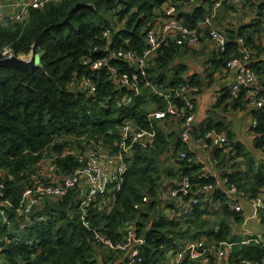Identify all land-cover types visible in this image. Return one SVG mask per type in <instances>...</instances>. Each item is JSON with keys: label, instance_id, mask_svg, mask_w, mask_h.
<instances>
[{"label": "trees", "instance_id": "1", "mask_svg": "<svg viewBox=\"0 0 264 264\" xmlns=\"http://www.w3.org/2000/svg\"><path fill=\"white\" fill-rule=\"evenodd\" d=\"M56 0L40 9H28L27 20L21 24L0 21V52L9 48L14 56H26L31 50L37 56L29 68L0 66V182L3 184L2 199L9 205H1L0 249L2 264H106L105 254L96 249L91 232L80 225L73 216L77 191L69 190L63 197L46 198L33 206L25 217L16 211L22 191L36 178L44 183L73 171L78 162L65 153L66 145H73L76 152L87 147L114 149L117 126L123 119L133 120L138 127L153 130L152 144L145 149L133 146L126 161L123 182L112 196L108 211L91 208L88 220L99 227L111 240H122L121 222L134 218L137 232L146 242L140 248L139 264H154L166 260L169 249L178 248L180 241L201 238L207 241L231 240L239 237L231 230L242 220L240 211L229 209L224 204L223 193L214 188L209 206L199 204L178 220L154 215L161 212L160 178L178 180L188 175L195 185L213 184L211 177H196L197 167L179 161V170L161 167L160 159L170 150L175 157L185 152L190 157L186 144L176 138L166 125L170 118L148 120L146 113L160 109L163 102L150 89L143 88L132 97L129 104H121L128 89L117 86L105 69L90 71L81 60L98 58L92 53L95 46L105 44L102 33L108 31L111 48L140 53L147 49L145 33L161 8L174 5L177 18L189 29L211 10V0ZM256 13L264 20V0L257 3ZM262 21L248 23L235 30H225L229 39L226 51L213 60V69L222 67L230 55H235L236 39L250 49L254 62L249 66L257 75L264 96V49L254 47L253 36L258 34ZM179 47L170 43L161 49L153 60L148 61L146 79L154 88L174 86L183 79L179 73L184 66L171 68L170 62ZM118 71H129L120 62H113ZM224 67V66H223ZM81 77L94 83V91L88 92L80 85ZM191 82H195L194 77ZM237 94L233 103L240 104ZM227 88L222 90L216 104L230 99ZM175 104H178L175 101ZM254 119L251 127V145L264 154V106L251 109ZM206 130L224 132L228 138V150L214 148L225 184H233L245 198H253L264 188V162L255 159L242 143L231 139L226 125L208 120L203 128H195L200 136ZM193 135V134H192ZM178 136V134H177ZM75 143V144H74ZM48 159L47 173L44 159ZM239 158V159H237ZM42 160V163H41ZM226 168V169H224ZM43 171V172H44ZM223 171V172H222ZM52 174V175H50ZM181 174V175H180ZM166 184V183H164ZM165 189V188H164ZM142 198H149L144 202ZM111 199V197H109ZM218 203L217 209L213 207ZM138 205L134 208L133 205ZM209 208V209H208ZM208 209V210H207ZM212 213L215 229L205 217ZM210 213V214H211ZM41 217L42 220H38ZM256 217L262 227L264 241V203L256 209ZM209 224H211L209 222ZM232 225V226H231ZM263 252L259 243H236L226 255L227 264H236L238 259L258 260ZM181 264H196L183 261Z\"/></svg>", "mask_w": 264, "mask_h": 264}, {"label": "built area", "instance_id": "2", "mask_svg": "<svg viewBox=\"0 0 264 264\" xmlns=\"http://www.w3.org/2000/svg\"><path fill=\"white\" fill-rule=\"evenodd\" d=\"M52 0H19L16 9L9 17L12 22H22L27 17L28 9H38L44 3ZM246 0H211V10L208 16H205L196 24L195 28L189 29L184 26L177 18L176 10L173 6L165 7L157 18L152 28L145 33L148 48L137 54L132 51H121L109 48V37L107 31L102 33L105 39V45L100 49V57L94 60L84 58L82 65L87 66L90 71L105 69L109 78L119 87L128 89V94L124 96V101H129L130 96L136 95L143 88L150 89L163 99L164 104L160 109H149L146 113V119L158 120L170 118L178 123L177 138L180 142L188 144L193 137V109L194 103L190 92L195 91V87L189 82V79L183 77V81L174 86L163 89L151 87L146 80V67L149 58L163 44L170 39L178 47H188L197 45L203 38L213 45L216 52L223 53L226 47V40L221 32L214 26L213 18L215 12L223 5H240ZM191 2V1H190ZM205 33V37L204 36ZM236 54L230 55L224 62V69L232 73V80L228 91L231 98H235L241 90L247 93L246 102L248 107L253 109L264 106V96L259 94L261 84L248 65L249 51L243 45L241 38L236 39ZM93 52L97 48L92 49ZM13 57L9 49L4 48L0 52V60H9ZM111 62H120L126 66L129 71H118ZM82 86L91 91L93 86L89 79L81 78ZM177 101L178 104H175ZM252 124H254L252 122ZM153 130L138 127L133 120L123 119L117 126V139L115 152H104L93 147H87L77 155H73L78 162V166L71 172L63 174L56 179L49 178L47 182L33 181L29 187H26L22 193L16 211L22 216H27L33 206L42 202L46 198L63 197L69 190L76 189L77 186L83 188V193L74 202L73 216L76 217L81 226L91 232L92 241L97 250L105 254L106 264H139L141 257L139 250L144 244V238L138 234L134 220L125 219L121 222L120 230L122 240H111L100 228L92 226L88 220V213L91 208L99 211H108L110 208L109 194L116 191L122 182V174L126 168V161L123 156L129 153L132 144L137 143L144 147L146 141L152 139ZM200 142L203 147H221L226 143V137L222 132L206 130L200 135ZM177 158L184 157L183 152L177 153ZM47 159V158H46ZM48 161L49 158L47 159ZM207 173L203 177H209ZM110 187L106 188V184ZM213 184H206L200 187L201 190H211ZM191 185L186 177H183L175 189L167 191L169 198L186 197L190 194ZM3 184L0 182V206L9 205L7 199H2ZM227 193L231 196L239 197L241 192L233 184L227 185ZM226 193V194H227ZM145 201V198H142ZM196 198L189 195L185 202L177 204L174 208H164L163 213L168 216L179 217L190 212V206L196 203ZM253 207L257 208L263 205V198L256 196L251 200ZM134 204L133 207L137 208ZM231 208L234 211H240L238 204L232 203ZM3 215L0 209V216ZM38 220H42L41 217ZM254 242L261 244L263 252L258 260L250 261L238 259L236 264H264V241L255 235H246L238 242L231 240L207 241L204 238H191L180 241L175 255L169 261L156 262L154 264H176L183 259L196 264H220L226 258V255L236 243L247 244ZM166 257V256H165ZM3 263L0 249V264Z\"/></svg>", "mask_w": 264, "mask_h": 264}, {"label": "crops", "instance_id": "3", "mask_svg": "<svg viewBox=\"0 0 264 264\" xmlns=\"http://www.w3.org/2000/svg\"><path fill=\"white\" fill-rule=\"evenodd\" d=\"M260 1L256 0L257 3H259ZM257 3L255 4L253 0H246L244 3L240 5H234V6L223 5L215 12L213 18V24L224 35L226 41H228L229 39L227 38L225 33V30H228L225 28V26H230V24H232L228 19L229 14L228 16H226V13L227 12L232 13L233 11H236L240 7L249 4L254 7V10L253 8L252 10L254 11L255 16H257L256 20H251L249 22L248 20L244 21L243 23L235 25L237 26L235 29H237L240 26L247 25L250 22L255 23L257 22V20L262 21L259 28L260 32L258 34H254L253 41H254V47L257 48L262 47L264 49V20H262L259 14L256 13L255 7ZM224 14L225 16L223 17L224 18L223 23L219 24V26L221 27L220 29L219 26L217 25V19ZM232 22H234L235 24V20H233ZM226 48L227 46L225 47V51ZM177 50H178V54L173 59H171L169 66L171 68H175L178 65L184 66L185 71L179 73L180 77L188 78L189 82L195 87V91L190 92V96L194 103V109H193L194 129L199 127L203 128L208 120H212L213 122L220 121L226 125V128L227 130H229V133L231 134V139L233 141L236 140L244 144L243 145L244 148L255 159H262L264 162V154L254 149L251 145V140L253 137L251 127L253 126L252 122L254 123V119L250 114V110L253 108L248 107L247 105L246 91L243 89L239 92V94L241 93V97H239V101H240L239 105L235 106V104L233 103L234 102L233 99H235L236 97L233 99L230 98L220 104H216L219 96L222 94V90L224 88H227L228 90L232 80V73L230 71L225 70L223 66L218 67L215 70L213 69V64H214L213 60L218 59V54H219L218 52H216L213 45L207 41H201L197 45L181 47ZM248 50L250 52V57H251V54H253V52L250 49ZM262 58L264 59V54L262 55ZM253 62L254 59L249 58L248 65H250ZM193 77L196 83L191 82ZM166 125L168 126L169 130H172L175 133L177 138L178 123L175 120L170 119L167 121ZM222 133L225 135L223 131ZM196 135L197 133H194L193 131V137H191V141L189 142V144L186 145L188 153H190V162H191L190 164L197 167L195 172L196 177L204 176L208 173L209 174L208 176L213 178L212 187L220 190L223 193L225 198L224 204L229 209H232L231 208L232 203L238 204L240 206L241 209L240 213L242 216V220L239 224L234 225V228L232 227L233 229L231 230L233 233H235V235L239 237V240L244 236L249 235V232H251V234L253 233L255 236H261L262 227L259 225L257 221L256 210L252 206L253 202L251 200L253 199L252 198L247 199L245 197H234L231 196V194L227 193V185L225 184V178L221 176V170L220 168H218L220 166L218 165L216 166L218 160L216 157L212 155V151L214 148L203 147L200 142V136H196ZM226 139L228 140L227 137ZM227 150L228 149L226 148L222 149V152H226ZM167 154L170 157H172L173 155L170 152V150L165 155ZM177 168H178L177 165L173 166L174 170H177ZM44 170L45 169H42L41 173H43ZM161 188L162 186L159 188L160 191ZM75 190L78 193L77 195L78 198L81 195V192L83 193V188L77 186ZM256 196L259 197L261 196L263 198V203H264V188H260V190L254 197ZM200 201L203 202V205L209 206L212 201L211 190H207L206 194L200 198ZM217 206L218 203L214 202L213 207L217 209ZM159 208L161 209V212H163L165 207L160 205ZM215 219L216 218L214 217V220L210 221L211 224H208L205 227H210L213 228L214 230L215 226H213L212 222L215 221ZM198 237H202L205 239L203 235H200ZM220 264H227L226 259H224V261Z\"/></svg>", "mask_w": 264, "mask_h": 264}, {"label": "bare ground", "instance_id": "4", "mask_svg": "<svg viewBox=\"0 0 264 264\" xmlns=\"http://www.w3.org/2000/svg\"><path fill=\"white\" fill-rule=\"evenodd\" d=\"M52 1H56V0H52ZM52 1H48V2H52ZM191 2H189V3H192V0H190ZM48 2H46V3H48ZM46 3H44V4H46ZM43 4V5H44ZM42 5V6H43ZM5 5H1L0 4V10H3V7H4ZM8 6V5H7ZM42 6L40 7V8H42ZM167 6H173L174 8H175V6L174 5H169V4H166V5H164L162 8H161V10H160V12L159 13H161L162 12V10L165 8V7H167ZM40 8H38V9H40ZM175 10H176V8H175ZM10 17V16H9ZM156 18H157V16L154 18V20H153V22H152V25H151V28L153 27V25H154V22H155V20H156ZM26 20H27V17H26V19L25 20H23L22 22H19V23H16V22H12L11 20V22L12 23H15V24H21V23H23V22H26ZM107 31V30H106ZM107 33H108V37H109V40H110V43H109V48L110 49H114V48H111V44H112V42H111V39H110V34H109V32L107 31ZM222 34V33H221ZM223 35V34H222ZM224 36V35H223ZM203 37H205V33H204V36ZM104 39V38H103ZM105 40V39H104ZM145 40H146V38H145ZM201 41H206L205 40V38H203ZM200 41V42H201ZM172 41L170 40V39H167L166 40V44H165V46H163V44L159 47V49H157L156 51H155V53L149 58V61H151V60H153V58L156 56V54L158 53V52H160L161 51V49H163V48H167L168 47V45L171 43ZM173 43V42H172ZM146 44H147V42H146ZM174 44V43H173ZM105 45V44H104ZM104 45L103 46H101V47H97V46H95L96 48H97V51L96 52H98L99 53V55L101 54V52H100V49H102L103 47H104ZM148 45V44H147ZM175 45V44H174ZM178 47V46H177ZM5 48H7V47H5ZM94 48V47H93ZM92 48V49H93ZM148 48V47H147ZM179 48H181V47H179ZM7 49H9V48H7ZM92 49H91V52L92 53H96V52H93L92 51ZM236 49H237V47H236ZM236 49H235V53H236ZM10 50V49H9ZM115 50H121V49H115ZM146 50V49H145ZM121 51H123V50H121ZM127 51H129V50H127ZM144 51V50H143ZM249 51V50H248ZM11 52V51H10ZM32 52L34 53V61L36 62V55H35V52L33 51V50H31L28 54H29V59H30V57H31V55H32ZM133 52V51H132ZM12 53V52H11ZM135 53H137V52H135ZM141 53V52H140ZM218 53H220V52H218ZM250 53V52H249ZM27 54V55H28ZM137 54H139V53H137ZM13 55V54H12ZM26 55V56H27ZM100 57V56H99ZM98 57V58H99ZM249 57H250V54H249ZM12 58H15V59H18V60H22V59H19L18 58V56H14L13 55V57ZM84 58H87V57H84ZM83 58V59H84ZM89 58V57H88ZM82 59V60H83ZM90 59V58H89ZM82 60H81V62H82ZM94 60V59H93ZM1 61V60H0ZM2 61H4V60H2ZM24 61H27V60H24ZM111 64L113 65V66H116V65H114L113 64V62H111ZM100 70H103V69H100ZM100 70H97V71H100ZM145 73H146V70H145ZM81 78H84V77H81ZM85 78H87V79H89V82H90V84L93 86V89L91 90V91H89V89H87L86 87H84V86H82V84H81V79H80V85L85 89V90H87L88 92H93L94 91V89H95V87H94V83L92 82V80H90V78H88V77H85ZM147 80V79H146ZM148 81V80H147ZM149 82V81H148ZM149 84L151 85V87H154V84H152L151 82H149ZM138 94H140V92L138 93ZM138 94H136V95H138ZM136 95H133V96H130V99H129V101H124L123 99H122V101H121V104H129L130 102H131V100H132V97H134V96H136ZM157 97H159V96H157ZM160 99H161V101L163 102V99L161 98V97H159ZM163 104H164V102H163ZM114 143H116V141L114 142ZM113 143V146H114V149H112V148H104V147H98V148H101V150H103L104 152H106V151H108V152H110V153H112V152H115V150H116V145ZM151 144H152V139H150V140H148V141H146V144H145V146L144 147H142V146H140L139 144H137V143H134V144H132L131 145V147H130V149H129V153L127 154V155H125V156H123V160H126L127 158H129L130 157V155H131V153H132V148H133V146H137V147H139L140 149H145V148H147L148 146H151ZM189 144V143H188ZM188 144H186V145H188ZM229 146H228V140L226 139V143L223 145V146H221V147H212V148H219V149H227ZM181 152H183V151H181ZM188 152V151H187ZM184 153V157L183 158H181V159H179V158H177V156H175L174 157V160H175V163L177 164V170H179L180 169V165L178 164V160L179 161H181V160H183V159H185L187 162L186 163H190V157H187L186 156V153L185 152H183ZM181 175V174H180ZM183 177H186L187 179H188V181H189V183H190V185H191V187H190V189H191V192H190V194L189 195H192L193 197H195L196 198V203H194V204H192L191 206H190V210H192L193 209V206L194 205H196V204H199L200 203V198L202 197V196H204L205 194H206V191H203V190H201L200 189V187L201 186H203V185H200V186H197V185H195L193 182L191 183V181H190V177L188 176V175H181L179 178H178V180H172V179H167L166 180V186H165V189H166V191H165V193H164V196H165V200L167 201V203L165 204V208H174L177 204H179V203H181V202H185V201H187V199L189 198V195H187L186 197H183L182 198V200L180 199V198H169V197H167L166 196V194H167V191L168 190H170V189H175L176 187H177V183L183 178ZM200 177H203V176H200ZM122 178H123V174H122ZM199 178V177H198ZM204 178H206V177H204ZM122 182H123V179H122ZM121 182V183H122ZM120 183V184H121ZM226 185H228V184H226ZM108 187H110V184L108 183V184H106V188H108ZM119 187H120V185H119ZM213 189V188H212ZM212 189H211V191H212ZM118 190H119V188H118ZM238 190V189H237ZM117 191V190H116ZM239 192H241V195L239 196V197H245V195H244V193L241 191V190H238ZM114 192L115 191H112L110 194H109V197H111V201H112V196H113V194H114ZM160 194V193H159ZM147 200H150L149 198H145V201L144 202H147ZM158 216H164V217H167V218H169V219H174V220H178L179 219V217H173V216H168L167 214H165V213H159V214H155L154 215V217L155 218H157ZM129 219H131V220H134V223H135V225H136V222H135V219L134 218H129ZM136 227H137V225H136ZM139 234V233H138ZM139 235H141V234H139ZM143 238H144V236L143 235H141ZM145 242H146V240H145V238H144V244H145ZM143 244V245H144ZM142 245V246H143ZM176 250L177 249H175V250H172V249H169V250H167V252H166V261H169L170 259H172V257L175 255V253H176ZM183 261H188V260H186V259H183L182 261H180V262H178V263H176V264H181V262H183ZM188 262H191V261H188Z\"/></svg>", "mask_w": 264, "mask_h": 264}, {"label": "rangeland", "instance_id": "5", "mask_svg": "<svg viewBox=\"0 0 264 264\" xmlns=\"http://www.w3.org/2000/svg\"><path fill=\"white\" fill-rule=\"evenodd\" d=\"M258 1H260V0H258ZM18 2H19V0H0V4L1 5H5L4 7H3V10H0V21L2 22V23H5V22H11L10 21V19H9V16H11L12 15V13L14 12V10L16 9L15 7L17 6V4H18ZM253 2L256 4L257 2H256V0H253ZM8 5V6H7ZM252 8H253V10H254V7L253 6H251V5H249V4H247V5H244L243 7H240L239 9H237L236 11H233L232 13H226V16H228V14H229V17H228V19H229V21L232 23V24H230V26H225V28L226 29H228V30H234L237 26H235V25H238V24H240V23H243L244 21H247L248 20V22L249 21H251V20H256V18H257V16H255V14H254V11L252 10ZM231 12V11H230ZM225 13V12H224ZM225 16V14L224 15H222V16H220L218 19H217V25L219 26V24H221V23H223V20H224V17ZM233 20H235V24H234V22H232ZM219 28L221 29V27L219 26ZM18 58L19 59H22L23 61L24 60H29V54L27 55V56H18ZM36 58H37V56H36ZM75 144V143H74ZM244 145V144H243ZM72 148H74L73 147V145H66L65 146V153H68V154H71V155H77L78 153H79V151L78 152H76L77 150H73ZM99 149H101V148H99ZM261 156V155H260ZM45 160V163H44V169H46V166H47V164H46V161H47V159H44ZM161 161H160V165H161V167H171V168H173V166H176L177 164L175 163V160H174V157L172 158V157H170L168 154L167 155H164L161 159H160ZM49 169V168H48ZM48 169L46 170V171H48ZM42 171V170H41ZM46 171H44L43 173L44 174H46L47 172ZM50 175H52V174H50ZM53 177V176H52ZM35 180V179H34ZM166 178L163 176V177H161L160 178V187L162 186V188H161V191H160V194H159V196H160V200H161V202H162V206L164 207L165 206V204L167 203V201L164 199L165 198V196H164V193H165V191H166V189H164L165 188V182H166ZM35 181H38V182H40L37 178H36V180ZM160 190V189H159ZM254 198V197H253ZM252 198V199H253ZM209 209V208H208ZM207 209V210H208ZM211 213V212H210ZM208 214V216L207 217H205L206 218V220H208L207 221V223L209 224V222L211 221V220H214V216L212 215V213L211 214ZM234 225H236V224H234ZM234 228V227H233ZM249 229V228H248ZM249 234H251V232H249ZM251 235H254L253 233L251 234ZM258 238H260L261 239V237L260 236H257ZM206 240V239H205Z\"/></svg>", "mask_w": 264, "mask_h": 264}, {"label": "water", "instance_id": "6", "mask_svg": "<svg viewBox=\"0 0 264 264\" xmlns=\"http://www.w3.org/2000/svg\"><path fill=\"white\" fill-rule=\"evenodd\" d=\"M35 63L34 61V53L32 52V55L29 60L23 61L18 60L15 58H11L9 60L0 61V66H9L12 68H29Z\"/></svg>", "mask_w": 264, "mask_h": 264}]
</instances>
